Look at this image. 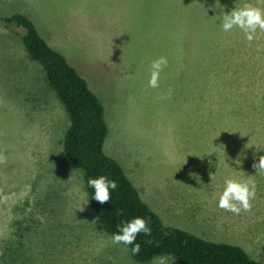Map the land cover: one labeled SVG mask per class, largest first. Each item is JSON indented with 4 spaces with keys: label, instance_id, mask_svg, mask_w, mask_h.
I'll return each mask as SVG.
<instances>
[{
    "label": "rangeland",
    "instance_id": "rangeland-1",
    "mask_svg": "<svg viewBox=\"0 0 264 264\" xmlns=\"http://www.w3.org/2000/svg\"><path fill=\"white\" fill-rule=\"evenodd\" d=\"M216 2L0 0V264L157 258L137 262L85 204V173L65 164L70 118L30 58L25 30L2 20L14 14L28 17L100 99L105 153L162 222L240 246L264 264V174L253 168L264 155V33L249 42L238 29L223 32ZM243 2L219 0L225 11ZM250 2L264 9V0ZM159 56L168 64L150 88ZM248 174L256 183L251 207L218 208L224 179Z\"/></svg>",
    "mask_w": 264,
    "mask_h": 264
},
{
    "label": "trees",
    "instance_id": "trees-1",
    "mask_svg": "<svg viewBox=\"0 0 264 264\" xmlns=\"http://www.w3.org/2000/svg\"><path fill=\"white\" fill-rule=\"evenodd\" d=\"M2 20L25 30L19 35L30 58L42 65L49 85L65 107L70 118L62 142L65 164L72 170L84 171L90 204L107 234L117 231L118 222L141 216L148 221L151 234L137 235L140 251L132 255L137 262L145 263L165 255L178 264H263L240 246L204 240L165 225L143 201L121 164L105 153L109 127L104 106L87 81L47 43L28 17L14 14ZM102 174L117 182V188L111 191V199L103 204L91 198L93 189L87 186L88 177Z\"/></svg>",
    "mask_w": 264,
    "mask_h": 264
},
{
    "label": "clouds",
    "instance_id": "clouds-1",
    "mask_svg": "<svg viewBox=\"0 0 264 264\" xmlns=\"http://www.w3.org/2000/svg\"><path fill=\"white\" fill-rule=\"evenodd\" d=\"M217 5L220 6L218 27L223 32L228 33L233 29H238L249 42L259 38V35L264 33V9L255 6L250 0H245V2L239 6L235 4V7L228 11L224 10L219 0L216 2V8ZM216 16L217 15L214 17ZM167 64L168 60L165 56H159L151 61L150 74L147 81L148 87L157 88L159 86L160 73ZM171 92L172 90L170 88L161 98L170 96ZM234 163L240 165L242 161L237 159ZM253 168L256 169L255 175L257 173L264 174V155H260L259 158L254 161ZM255 175L248 174L247 177L239 179L231 177L225 178L222 191L218 194L216 206L236 214H239L241 209L245 211L248 210L251 207L250 200L254 198L256 192V183L253 179ZM87 186L93 189L91 198L103 204L111 199V191L117 188V182L102 174L95 177H88ZM81 192L87 197L86 191L81 189ZM88 200L89 199L86 200L85 204L88 203ZM116 228L117 231L113 232L109 237L111 242L113 244H122L125 247L130 245V251L133 256L140 251V243L137 241V235L140 233L145 235L151 234L148 221L141 216H134L129 220L118 222ZM173 262L174 260L171 261L170 264H173ZM152 264H169L168 257H157L153 260Z\"/></svg>",
    "mask_w": 264,
    "mask_h": 264
},
{
    "label": "bare ground",
    "instance_id": "bare-ground-1",
    "mask_svg": "<svg viewBox=\"0 0 264 264\" xmlns=\"http://www.w3.org/2000/svg\"><path fill=\"white\" fill-rule=\"evenodd\" d=\"M245 103V102H244ZM248 103V102H247ZM247 107V106H246Z\"/></svg>",
    "mask_w": 264,
    "mask_h": 264
}]
</instances>
